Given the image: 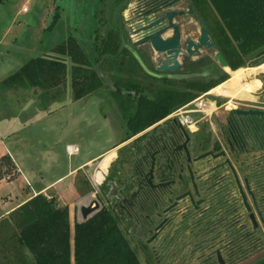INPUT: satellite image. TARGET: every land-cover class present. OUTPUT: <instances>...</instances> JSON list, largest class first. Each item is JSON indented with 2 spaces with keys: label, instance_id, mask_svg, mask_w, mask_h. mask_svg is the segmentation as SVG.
Returning <instances> with one entry per match:
<instances>
[{
  "label": "flooded vegetation",
  "instance_id": "af4514ba",
  "mask_svg": "<svg viewBox=\"0 0 264 264\" xmlns=\"http://www.w3.org/2000/svg\"><path fill=\"white\" fill-rule=\"evenodd\" d=\"M138 1L155 9L171 0H123L118 24L127 56L143 74L137 87L151 104L173 107L129 135L123 123L122 137L102 164V180L90 189L94 194L86 205L96 207L89 216L106 209L146 264H220L217 249L224 264H235L264 245L258 212L264 216V71L247 77V83L259 81L248 97L224 95L218 87L263 65L253 62L264 55V46L246 53L221 47L214 34L219 23L210 28L192 0H175L173 6L187 10L191 4L192 12L173 18L180 30L179 67L159 69L165 52L148 40L134 43L130 32L135 13L127 5ZM202 24L212 44L190 53L187 40L197 41ZM172 33L173 27L162 31ZM120 111L124 121L128 112Z\"/></svg>",
  "mask_w": 264,
  "mask_h": 264
},
{
  "label": "trees",
  "instance_id": "16d2710c",
  "mask_svg": "<svg viewBox=\"0 0 264 264\" xmlns=\"http://www.w3.org/2000/svg\"><path fill=\"white\" fill-rule=\"evenodd\" d=\"M3 2L0 0V5ZM192 2L210 28L216 21L219 23V31L214 34L222 43L221 47L239 48L246 53L257 46H264V0ZM123 38L122 29L117 24L109 28L105 35L96 37L95 51L90 52L76 36L70 35L51 53L31 56L2 83L40 87L44 93L51 94L66 87L70 74L73 96L80 98L103 86L102 68L106 61L116 56L121 58V63L125 61L128 49L123 45ZM239 63L237 61L232 65ZM119 84V80L114 83L115 94L121 93L122 85ZM137 86L136 80L131 78L126 88L135 89L137 94L126 91L119 100L121 110L131 109L124 115V124L128 126L126 135L173 107L171 102L165 109L161 103L151 104L146 92L140 91ZM4 161L13 164L8 154L0 158V165ZM10 219L11 228L20 227L13 255L20 248L30 251L34 259L30 264H142L136 248L116 227L115 220L106 209H100L84 220L76 219L72 229L69 206L59 205L56 198L39 192L13 210ZM2 243L3 240H0V246H3ZM22 264H29L28 259L24 258ZM251 264H264V257Z\"/></svg>",
  "mask_w": 264,
  "mask_h": 264
},
{
  "label": "crops",
  "instance_id": "0c3cea01",
  "mask_svg": "<svg viewBox=\"0 0 264 264\" xmlns=\"http://www.w3.org/2000/svg\"><path fill=\"white\" fill-rule=\"evenodd\" d=\"M6 15L10 19L0 32V158L8 154L13 164L7 177L0 176V188L3 187L5 193L0 200V236L11 229L12 211L39 192L56 198L59 205L67 204L74 213V205L85 204L86 197L94 194L81 180V175L86 174L92 186L98 188L102 164L115 150L113 146L117 141L92 151L86 142L74 137L75 123L82 112L85 113L86 103L81 104V101L85 102L88 94L67 102L56 100L58 92L51 93L44 107L38 104V99L43 98L42 88L2 83L29 59H24L23 53L31 55L37 49L36 38L28 45L19 39L16 30L12 32L17 15L11 12ZM36 52L44 54L52 50ZM69 83L71 77L67 79ZM19 93L26 94V98ZM12 95L14 100L10 102ZM6 244L3 240V247ZM28 262L32 263L29 259Z\"/></svg>",
  "mask_w": 264,
  "mask_h": 264
},
{
  "label": "rangeland",
  "instance_id": "374dc122",
  "mask_svg": "<svg viewBox=\"0 0 264 264\" xmlns=\"http://www.w3.org/2000/svg\"><path fill=\"white\" fill-rule=\"evenodd\" d=\"M118 2L119 0H4L0 5V32L4 30V27H7L5 23H8L10 18L6 14L11 12L17 15L16 25L12 32L16 30L19 39L29 43L28 45L36 38L37 49L33 50L34 52L31 55L26 52L23 53L22 57L24 59L37 55L36 51H39V49H43V51L53 50L56 45L66 40L70 35L76 36L81 45L92 52V50L95 51L93 45L96 42V37L105 35L109 28L116 27L120 22V4L118 6ZM24 6L28 7L25 11L23 10ZM124 43L130 45L129 40L126 38ZM28 49L30 50V48ZM120 59L119 56H116L105 62L102 68V75L105 79L103 86L88 93L85 102L81 101V104L86 103L85 113L82 112V117L75 123L74 137L86 142L85 144L88 148H92V151L108 146L113 140H117L123 135L122 125L124 121L118 117L117 112H121L119 100L123 98L126 90L120 91V94H115L116 92L113 91L115 81L119 80V85H122L121 89H123L129 84L131 78L133 80H142L143 78L142 71L138 69L132 56L126 55L123 63L120 62ZM70 71L69 68V73ZM141 82L145 83L144 81ZM107 83L109 85H106ZM57 92L55 94L57 95L56 100L60 99L68 102L70 99H75L73 87L70 83L69 85L66 83V87L59 89ZM19 96L26 98V94L19 93ZM11 99L10 102H13V95ZM26 100L33 102L31 99ZM38 100V104L44 107H47L45 105L50 101L47 93H43V98L40 97ZM129 111L131 109L125 112L122 109V113ZM100 114L107 117L100 118ZM11 168V164L4 161L0 165V176L7 177V171ZM81 177L88 188L94 189L86 174L81 175ZM3 195L5 193L2 187L0 188V200H2ZM92 198L93 196H87L85 205ZM80 204L73 207V210L76 209V213H71L72 210H70L72 229L76 219L84 220L82 213L79 212ZM19 229V226L12 227L10 230H5V236H0V240H6L8 243L4 247L0 246V264H22L24 258L33 263V255L26 249L23 251L24 249L20 248V251L13 255V250L17 246L14 243L17 244L16 236ZM1 248H4V250ZM138 256L142 264H146L139 252ZM262 257H264V245L253 249L246 258L235 262V264H251Z\"/></svg>",
  "mask_w": 264,
  "mask_h": 264
},
{
  "label": "water",
  "instance_id": "95a60500",
  "mask_svg": "<svg viewBox=\"0 0 264 264\" xmlns=\"http://www.w3.org/2000/svg\"><path fill=\"white\" fill-rule=\"evenodd\" d=\"M174 1L175 0L168 1L161 6H158L159 8L157 7L155 9H153L152 7L147 9L145 6L147 5V3L145 1H138L135 5L130 3L127 5V7L135 13L134 15H132L134 21L131 23L132 30L130 31L134 34V43L148 40L152 43L156 50L164 51L166 57L158 65V68L168 71L176 70L179 67V60L177 58V55L180 50V30L173 18L175 15L185 11L192 12L191 4H188L186 10L183 7L179 8L173 6L172 3H174ZM152 12L153 14H151ZM169 27H173V33L170 36H163L162 31ZM187 44V48L190 53H193L198 47H202L204 45L209 46L212 44L211 40L209 39L207 29L203 24L200 27V35L198 36L197 41L195 42L192 39H188ZM216 55L223 64H226L219 52H217ZM263 62L264 55H262L258 60H255L253 64L258 65ZM246 183H248V180ZM250 193L252 194L254 203L257 204V200L251 190ZM95 207L96 206L92 205H82L81 212L83 219L88 218L90 212ZM258 212L259 215H261L260 217L262 221L264 222V216H262L260 211ZM250 214L253 218V212H251ZM253 223L254 225H256V221L254 220V218ZM216 252L219 263L224 264V258L222 257L220 251L217 249Z\"/></svg>",
  "mask_w": 264,
  "mask_h": 264
},
{
  "label": "bare ground",
  "instance_id": "6f19581e",
  "mask_svg": "<svg viewBox=\"0 0 264 264\" xmlns=\"http://www.w3.org/2000/svg\"><path fill=\"white\" fill-rule=\"evenodd\" d=\"M259 71H264V64L256 68L248 69L247 71H242L239 74L235 75L228 81V83H226V86L218 87L221 90L219 92L221 94L229 95L231 97L232 96L248 97L249 95L248 90H253L257 88L259 86V81L256 80L247 83V77L250 74L258 73ZM244 82H246L245 86L243 85Z\"/></svg>",
  "mask_w": 264,
  "mask_h": 264
},
{
  "label": "built area",
  "instance_id": "2783aa9c",
  "mask_svg": "<svg viewBox=\"0 0 264 264\" xmlns=\"http://www.w3.org/2000/svg\"><path fill=\"white\" fill-rule=\"evenodd\" d=\"M24 10H27L28 9V7L27 6H24V8H23ZM70 149V148H69Z\"/></svg>",
  "mask_w": 264,
  "mask_h": 264
}]
</instances>
